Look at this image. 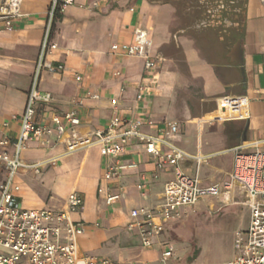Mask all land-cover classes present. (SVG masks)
I'll return each mask as SVG.
<instances>
[{
    "label": "crops",
    "instance_id": "0c3cea01",
    "mask_svg": "<svg viewBox=\"0 0 264 264\" xmlns=\"http://www.w3.org/2000/svg\"><path fill=\"white\" fill-rule=\"evenodd\" d=\"M50 2L22 0L20 15L11 26L0 22V136L17 135ZM53 24L51 40L57 48L47 60L62 70L42 72L40 87L51 92L52 100L39 106V117L76 110L81 118L77 130L89 137L105 128L117 111L127 118L152 119V126L140 127L144 132L159 131L164 120L176 121L177 144L205 158L197 169L204 183L227 177L233 147L264 138V0H74ZM136 27L146 29L152 52L162 57L156 81L141 100H136L135 83L142 78L143 60L110 50L112 43L130 42ZM115 71L120 74L114 75ZM87 90L98 97H87ZM236 95L248 98L249 116L219 119L225 113L217 98ZM64 150L63 142L46 148L30 141L21 151L27 162L56 157L39 173L30 169L16 175L21 206L61 209L69 192L77 190L83 204L69 216L85 224L77 239L80 252L126 264H162V248L142 247L136 231L126 224L132 208L156 203L164 182L173 176V166L158 170V177L152 178L155 166L144 145L133 139L117 159L137 165L126 168L119 180H106V158L98 146L68 154ZM226 151L230 153L226 162L211 160ZM180 165L191 174L197 168L191 158ZM141 174L148 178L144 194L137 188ZM4 176L0 169V183ZM120 186L121 196L107 204V187L118 192ZM174 224L165 228L162 240L173 242L166 233Z\"/></svg>",
    "mask_w": 264,
    "mask_h": 264
},
{
    "label": "built area",
    "instance_id": "2783aa9c",
    "mask_svg": "<svg viewBox=\"0 0 264 264\" xmlns=\"http://www.w3.org/2000/svg\"><path fill=\"white\" fill-rule=\"evenodd\" d=\"M73 1L51 0L23 112L19 117L17 135L0 136V169L5 174L0 183V264H126L108 256L79 251L77 239L85 232V224L69 216L83 204V196L79 191L71 190L61 209L24 208L18 200L19 185L15 177L19 172L30 169L39 173L44 164L56 162V157H45L34 162L22 159L21 151L27 147L28 142L34 141L46 148L63 142V154L96 145L100 154L106 158L103 177L106 180H119L126 168L137 165L133 161L123 163L117 159L133 139L144 145L149 160L155 166L152 178H157V171L166 166L174 168L173 176L164 182L161 194L153 206H141L129 211L126 228L136 231L142 247L159 245L162 248L160 261L168 264L174 256L175 248L171 241L161 239L168 225L195 213L194 206L200 201L205 202L208 209L214 205L213 202L209 203L210 200L224 204L240 202L248 210V221L245 227L234 230L235 253L223 264H264V138L233 147L232 167L227 177L213 183H204L197 169L205 158L191 155L177 144L176 121L164 120L159 131L144 132L140 127L143 124L152 126V119L141 116L127 118L117 111L105 128L96 129L89 137L77 130L81 118L76 110L51 112L48 117L38 116L39 106L48 105L52 100L51 92L40 87L42 72L55 73L62 70L60 64L47 60L48 54L57 48V43L51 40L55 13L58 9L63 11ZM21 2L0 0V22L5 27H10L13 19L20 15ZM151 48L152 40L142 27L134 29L130 42H115L110 46L114 55L143 60L142 78L135 83L136 100H141L156 81L155 73L162 57L154 54ZM113 74L119 75L120 72L115 71ZM75 78L80 79L78 75ZM85 95L93 99L98 97V93L88 90ZM81 102L82 99L78 101L79 104ZM112 105L116 107L117 101L112 100ZM217 105L225 113L219 119L249 116L248 98L245 95L218 97ZM228 110L234 111V114H229ZM7 125L8 122L4 121L3 126ZM66 132L67 136L64 135ZM185 158L196 161L194 173H188L181 167L180 163ZM147 180V176L141 174L137 188L142 194L147 187ZM119 189L118 192H110L107 187V204H112L121 196L122 186ZM236 193L241 195L240 201L234 199Z\"/></svg>",
    "mask_w": 264,
    "mask_h": 264
},
{
    "label": "rangeland",
    "instance_id": "374dc122",
    "mask_svg": "<svg viewBox=\"0 0 264 264\" xmlns=\"http://www.w3.org/2000/svg\"><path fill=\"white\" fill-rule=\"evenodd\" d=\"M229 158L230 153L226 151L211 160L226 162ZM204 170L205 166L202 173ZM234 199L240 201L242 197L236 193ZM213 203V208L208 209L205 202H198L195 213L170 227L166 236L173 240L175 250L168 264H223L234 255V230L246 224L248 210L240 202L224 204L214 200ZM194 250L198 251L196 256Z\"/></svg>",
    "mask_w": 264,
    "mask_h": 264
},
{
    "label": "trees",
    "instance_id": "16d2710c",
    "mask_svg": "<svg viewBox=\"0 0 264 264\" xmlns=\"http://www.w3.org/2000/svg\"><path fill=\"white\" fill-rule=\"evenodd\" d=\"M61 13H62V11H60L59 9L56 11V13H55V17H54V22H55L56 20H58V19L61 17ZM54 22H53V23H54ZM53 25H54V24H53ZM197 253H198V251H196V250L193 251V255L195 254V256H196Z\"/></svg>",
    "mask_w": 264,
    "mask_h": 264
},
{
    "label": "bare ground",
    "instance_id": "6f19581e",
    "mask_svg": "<svg viewBox=\"0 0 264 264\" xmlns=\"http://www.w3.org/2000/svg\"><path fill=\"white\" fill-rule=\"evenodd\" d=\"M229 111V114H234V111H231V110H228ZM224 200H227L228 201V199L227 198H224ZM229 200H230V198H229Z\"/></svg>",
    "mask_w": 264,
    "mask_h": 264
},
{
    "label": "water",
    "instance_id": "95a60500",
    "mask_svg": "<svg viewBox=\"0 0 264 264\" xmlns=\"http://www.w3.org/2000/svg\"><path fill=\"white\" fill-rule=\"evenodd\" d=\"M212 202H214L213 200H210L209 203L212 204ZM213 208V207H212Z\"/></svg>",
    "mask_w": 264,
    "mask_h": 264
}]
</instances>
